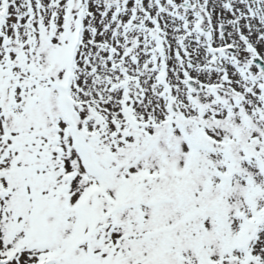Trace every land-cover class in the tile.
<instances>
[{
    "label": "snow or ice",
    "instance_id": "snow-or-ice-1",
    "mask_svg": "<svg viewBox=\"0 0 264 264\" xmlns=\"http://www.w3.org/2000/svg\"><path fill=\"white\" fill-rule=\"evenodd\" d=\"M0 264H264V0H0Z\"/></svg>",
    "mask_w": 264,
    "mask_h": 264
}]
</instances>
